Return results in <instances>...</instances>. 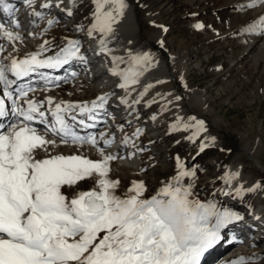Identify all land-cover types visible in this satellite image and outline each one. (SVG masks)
Here are the masks:
<instances>
[{"label": "snow or ice", "instance_id": "6c2138e0", "mask_svg": "<svg viewBox=\"0 0 264 264\" xmlns=\"http://www.w3.org/2000/svg\"><path fill=\"white\" fill-rule=\"evenodd\" d=\"M93 2L95 22L88 35L99 32L107 37L113 33V25L119 22L127 5L125 0ZM259 5H264V0H250L246 7ZM0 8L11 11L5 0H0ZM48 23L51 26L54 22ZM258 28V34L264 35V18L246 31L255 34ZM0 39L11 42L21 37L0 23ZM3 51L0 45V53ZM101 51H108L103 40ZM41 53L22 60L11 59L7 65L0 62V83L6 89L14 83L7 73L19 79L38 68H58L74 59L84 60L79 42L72 40L53 58L41 60L38 58ZM129 55L128 70H112L122 80L119 87L125 89L138 83V77L151 63L148 54ZM113 62L116 63V58ZM30 91L33 89H20L19 96L25 98ZM4 95L15 105L17 121L6 131H0V264H201L205 253L221 241L222 229L240 219L227 210H218L215 204L189 199L190 187L180 185V178L194 173L185 172L179 158L180 172L175 183L170 182L156 196L144 199L146 189L142 182L134 181L124 198L115 194L119 181L107 179L108 164L114 156H104L98 162L79 155L40 157V151L47 153L49 146H56L55 138L65 145L97 146L94 136L78 135L65 114L76 109L81 114L91 112L102 106L106 97L99 98V105L93 102L91 108L57 103L52 111L54 120L49 124L38 102L28 99L24 108L11 92L5 91ZM47 103L53 105L54 101L49 98ZM6 115L5 100L0 99V117ZM33 124L43 125V134ZM188 127L183 126L185 130ZM196 127L198 132L205 130L203 121H196ZM49 134L54 138L47 139ZM136 134H140L139 130ZM110 144V140H105L106 146ZM204 147L202 144L201 151ZM94 175L97 182L92 190L74 192L71 199L63 191L74 190L77 184ZM238 175L232 174L227 182ZM259 187L257 184L249 191ZM242 191L241 186L237 195ZM231 264H248V261L240 257Z\"/></svg>", "mask_w": 264, "mask_h": 264}, {"label": "rangeland", "instance_id": "374dc122", "mask_svg": "<svg viewBox=\"0 0 264 264\" xmlns=\"http://www.w3.org/2000/svg\"><path fill=\"white\" fill-rule=\"evenodd\" d=\"M75 1L77 0H71ZM132 1L136 3L138 18L142 24L141 32L138 34L139 45L151 37L158 39L159 42L153 40L155 44L147 45L146 49L158 52L164 61L168 60L167 62L171 53L177 55L183 60L180 70H186L185 85L181 79L171 76L176 79V84L171 78H167V88L164 86L161 90H154L151 98L169 94L172 86L186 93L193 91L212 109V113L204 112L199 104L190 107L184 102H177L174 97L170 100L172 103L175 102L174 106L163 107L154 101L153 108L148 113L154 111L157 115L158 130H153L151 135L150 126L144 124L146 130L138 135V141L131 140L136 149H140L145 143L150 144L141 156L143 168L136 177L146 180L147 193L143 198L156 196L164 184L175 183L180 171L175 170L174 164L175 159L179 157L183 161V169L187 168L189 173H193L192 170L195 173V178L193 175L180 178V185L190 187L189 199L203 204H215L220 211L231 210L235 216L240 217L232 222L241 224L243 216L248 215L247 212L250 210L256 211L258 207L257 196L248 192L249 186L255 188L258 184L260 186L256 188L258 192H264V172L252 163L244 151L246 145L249 146L264 166V35L253 34L251 37L246 32L247 28L257 25L264 18V10L249 13L245 11L243 0ZM65 2V0L61 2V5ZM80 3L82 5L74 11L75 27H72V32L68 31L75 37H81V33H84L94 15V5L90 0H80ZM35 9H38L37 5ZM53 15L54 11L44 16L46 19L40 22L41 28H47L48 21L52 20ZM197 25L202 27L197 28ZM64 28L61 26L55 33L54 26L49 27L46 29L48 34L43 40L53 39L55 46L63 48L60 38L61 34L67 31ZM40 35H43L42 32ZM57 50L49 48L45 54L51 55ZM75 90L74 87H69L61 96L87 99L98 93L91 84H84L79 90ZM159 94L160 96H157ZM133 96L134 93L124 94L128 105L129 99ZM192 117H195V120H192ZM197 118L203 121L204 131L198 132ZM185 124L190 125L187 130L183 128ZM128 128L123 130L124 133L127 131L125 138L132 137V127ZM211 137H215V145H208ZM202 144L205 145L203 151ZM66 151L70 152L69 156L79 155L87 159L91 156L87 148L82 146H75ZM159 157L166 164L161 162ZM91 159L98 162L100 158L93 155ZM231 162L242 166L244 180L241 186L244 188L240 195L235 193L236 196L229 200L230 203L227 205L221 202V192L226 193L227 190L225 175L217 176L216 173L218 169L229 166ZM163 165H168L169 169L162 170ZM113 177L120 180L117 175ZM134 181L135 178L131 177L122 180L115 189L116 194L125 197ZM93 185L91 177L87 182L84 180L77 184L74 190L65 188L63 191L71 199L74 192L89 191ZM261 202L264 205V201ZM232 222L227 227L232 226ZM257 227L263 229L264 221ZM253 228L249 233L255 232L256 227ZM100 235L103 236V233ZM247 257L245 259L248 264L263 262H259L261 254L255 258Z\"/></svg>", "mask_w": 264, "mask_h": 264}, {"label": "bare ground", "instance_id": "6f19581e", "mask_svg": "<svg viewBox=\"0 0 264 264\" xmlns=\"http://www.w3.org/2000/svg\"><path fill=\"white\" fill-rule=\"evenodd\" d=\"M90 1H91V4L94 5V13H95V11H96L95 3L93 2V0H90ZM58 2L59 1L57 0L56 4ZM249 2H250V0H243V2H242V4H244V8H246L245 11H249V13H250V12H258V11L260 12V10H264V5H259L255 8L246 7L249 4ZM84 3H86V2H84ZM27 4L29 5V8L32 10V12L30 15H27L26 19H24V26H25V28L27 27V32L30 33L31 36H29L27 38L26 44H24V45H23L24 41L21 39L20 40H14L11 42L8 41L7 39H0V45H3V48H4V51L2 53H0V62H3L5 65L9 64L11 59L22 60L31 54L41 53L42 47H43V52L38 57L39 59L45 60V59L55 57L61 51L62 48L60 49L59 47L55 46V40H53V39L47 40L46 44H45V41L43 40V39H45L46 34H48V32H46L47 31L46 29H48L49 27H52V26H54L55 30H53V31H55V33H57V29H59L61 26L65 27L64 30H67V31H65V34H63V33L61 34L62 36L60 38L61 39L60 43H61V46H63V48L67 45V42L69 40L78 41L80 44L81 39L82 40L86 39V37L83 35V33H81V37L80 36L75 37V36H72L71 33L68 32V31L72 32V27H75V22L73 21V18L75 16L74 11L80 5H82L80 3V0H77L75 2H71V0H70L69 3H67V2L63 3V6L60 7V9L62 8L61 12L59 14H57V16H55V17L52 16V20L54 23L51 26L48 25L47 28H41V25H40L41 21H39V20L41 18H43L44 16H46L47 13H50L52 11L53 7L55 6V4H53L51 6V8L46 10V11L39 10V9L36 10L35 9V6L37 5L36 2L31 3L30 1H28ZM125 4L127 5V7L124 10L123 16L119 17L118 18L119 22L113 25V29H114L113 33L107 37H104L99 32H93L92 36H95V37L98 36V38L96 37L97 39H95L94 43H92L88 46L87 50H80V55L83 56L84 58L86 56L93 57V55L98 54L100 61L105 62V64L104 63L100 64V68L102 70L106 69L105 74L100 75V76L95 77L94 79L90 80L89 77H90V75H92L91 70L84 72L83 70L78 69L77 68L78 65L76 64L75 61L73 62V60L70 61L69 64L63 65L62 67L37 69V71H35V73L30 75V77H29L31 83L37 81V83L39 84V87H38L39 91L36 92L34 95H32L31 100L36 101L38 103H40L42 100H44V102L41 105H43V104L48 105V103H46V102L50 98L52 101H54L53 105H50V107L55 108V104L59 103L58 100L65 99V98H61L60 96L62 95V93L64 91L68 90L69 87L72 86L76 90H79L81 88V86H83L84 84H86V85L91 84L92 85V83H95L97 80L101 79L104 76H105V79L107 81L116 80L117 81L116 84L119 87V85L122 83V80H121L120 76L113 75L112 70L114 68H117L119 71L128 70L130 67V55L129 54H131L133 56L148 54L151 58V63L149 64L148 68L143 71L142 75H140L138 77V83L130 85L124 91L121 90L122 89L121 87H119L121 89H117V91H115V93H116L115 99H118L117 103L121 104L122 106L124 105V108L128 107V109H129V111H126L124 114H126L127 112H133L132 116H130V115L129 116L128 115L123 116L124 114L120 115L119 122H117V120L115 119V121H116V125H115L116 126V133L114 135L115 140L121 134H124L123 130L128 128L129 126H131L132 123H134V122L138 123L139 120H140V123H144L143 122L144 117L145 116L147 117L148 115H150V116L154 115L155 117H157V115L155 114L154 111L148 113V111L151 108H153L152 105H153L154 101L159 102V104L161 106L165 107V106L173 105L175 103V102H173V103L170 102L171 98L174 97V99L179 103L184 102L185 104H187L190 107H191V105H198L199 104L200 105L199 107H201L204 110V112L212 113V109L209 108L208 105H206L207 103H205L203 101V98L201 96H198L193 91L186 93L185 91H180V89H178V88L176 89L175 87L171 86L170 91H168L169 94L167 93V95L165 94V96L162 95L163 97H160V98H156V97L151 98L154 90H156V89L161 90L164 86L166 87V85H167L166 80H167V78H171V76H173L174 78L181 79L185 85L186 84L185 83L186 82V72H185L186 70L185 71H183L184 69L182 71L180 70L181 65L183 66V64H182L183 60L180 57H178L177 55H172V53H171V55H169V58L167 55V58L169 59V62H167L168 60L164 61L160 57L161 55H159L158 52L156 53L150 49H146L147 45L155 44L154 41L156 42V41H158V39H156V38L153 39L154 37H151L150 39H145V41H143L142 44L139 45L140 37L138 36V34L141 32V25L142 24L138 18L136 3L133 2L132 0H125ZM69 12H71V15L68 14ZM35 13H39V15H35ZM68 18L70 20H68ZM62 19H64V21L66 23L64 21H62ZM6 20L7 19H4L2 22H3V24L7 25V26L4 25L5 28L7 30H10L9 26H8L9 24L6 23ZM94 22L95 21H94V15H93V18L90 21V24L87 26L85 32L86 31L88 32V30L92 27ZM259 24H260V22L257 25H259ZM10 31H13V30L11 29ZM259 31H260V29L258 28L257 33H255V34H258ZM41 32L43 35H40ZM246 32L249 33L248 31H246ZM249 34L252 37V35L254 33H249ZM101 40L104 41V44H105L106 49L108 51H106V52L101 51ZM35 48H36V50H35ZM49 48H55V50H57V49H59V50L54 51V53L52 55L48 56L45 54V51H46V49H49ZM79 48H80V46H79ZM114 58H116L115 64L113 62ZM79 61L80 60H78V62ZM97 67H98V65H96L94 68H97ZM179 71H181V72H179ZM7 75H8V79L12 80L11 78H13V76L11 75V73H7ZM84 77H87L88 80H85ZM32 78H34V79H32ZM174 78H171V79L176 84L177 81ZM75 80L77 82L80 80V83H82L81 86L72 84V82H74ZM42 86H45V87L41 88ZM58 86H61L60 91H57V89L59 88ZM0 87H2V89H3V88H5V85L0 83ZM42 89H43V92H42ZM5 91H7V90H4V92ZM73 91H74V89H73ZM101 92H102V90L99 89V93H101ZM128 92L131 94L134 93V95H135L131 98L129 97L130 98L129 99V102H130L129 105L127 103H122V101H125V99L123 97L124 94L125 93L127 94ZM138 93H140L139 96H138ZM157 96H160V94ZM77 100H79V99H77ZM146 100H147V102H144ZM116 109H119V108H116ZM164 109H166V108H164ZM151 114H153V115H151ZM157 120L158 119L155 118L153 123L147 124V125H150V126L152 125L153 130L157 131L158 128L156 127V124L159 123V121L157 122ZM196 121H200V119L197 118ZM12 124H13V121H11L9 123L8 128ZM43 127L44 126L39 127V129L41 130V134H43ZM142 128H143V126H142ZM6 130H4V131H6ZM145 130H146V127H145ZM100 131L101 130L97 129L95 131V134H94V137L96 138V140L98 137L100 138L97 141V146L93 147L87 143L82 145V147L87 148L89 154L91 155L90 158H88V159L92 161L91 157L93 155L94 156L97 155L100 158L99 161H102L104 156H108V155L114 156L117 158V160L113 159V160L109 161V164H108L109 172H108L107 179H109L111 181H119V184H120V182H122V180H126V178L131 177V178H135L136 182H142L145 186V183H146L145 179L136 178V177H138L137 174L140 173L141 169L143 168L142 158L140 159L141 162H139L138 157H136L134 159L129 158L127 156V154L123 153V147L121 150L122 154H120V156H117L116 150L112 147V145L115 143V140H113L111 138L104 137L103 140L101 141L102 132H100ZM46 138L47 139H53L54 137H52L51 135H48ZM213 138H215V137L210 138L208 145H215L216 140L214 139V142H213ZM105 140H110L112 142L110 145L106 146ZM75 146H81V145H72L70 143L65 145V144H61L60 142L59 143L57 142L55 147L49 146V152L45 153L43 151H40L39 155L41 158H47L50 155L51 156H55V155L69 156L70 152H68L69 150L68 151H66V150L72 149V147H75ZM111 148H113L114 150H112ZM244 151H245V153L248 154V156L252 160V163L258 169H260L262 172H264V166L261 165L260 161L256 157L255 151L247 145H246ZM156 154L157 153H155V155ZM177 158H179V157H177ZM177 158L175 159L174 166H175V170L180 171V169L178 168V165H177ZM158 159L161 162L166 164V162H164V160H161L160 157ZM179 161L182 164L183 161L180 158H179ZM94 162H96V161H94ZM217 165L220 166V164H217ZM161 169L167 170V169H169V166L163 165V166H161ZM183 170L185 172H187V168L183 169ZM242 171H243L242 166L239 164H235L233 162H231L229 164V166L222 167V168L217 170V173H216L217 176L222 175V174L225 175V188H227L225 194H227L228 192H230L232 190H234V191L236 190L235 192L233 191L234 193L231 194V197H235L237 195V194L235 195V193H237V189H240L241 182H242V180H244L243 179L244 174ZM234 173H238L239 174L238 177L235 179H232L230 181V183L227 182L228 178ZM115 175H117L120 180H118V179L115 180V178L113 177ZM92 179L94 181V185L92 186V188L90 190H92L93 188L96 187V182H97V178L95 175L92 177ZM87 180L88 179H86V182H87ZM249 182H251V181H249ZM165 185L166 184H164L162 186L164 187ZM163 187H160L159 189L161 190ZM253 188H254L253 186L252 187L249 186L248 190L253 189ZM145 189H146V186H145ZM79 192H86V191L82 190ZM248 192L254 193L257 196L258 207H257L255 213L252 215L253 225L252 224L242 225V228H243L244 232L249 233L250 231H252L251 228L256 227V229H257L256 232L260 231L262 233L263 231L260 230V228H257V225L258 224L262 225V221H264V205H263V202H261V200L264 201V192L260 193V192H258L257 189L255 191H248ZM146 193L147 192L145 191L143 197L146 196ZM115 194H116V191H115ZM117 196H119V195H117ZM119 197L124 198L122 196H119ZM206 204H209V203H206ZM247 214H248V212H247ZM244 216H246V215H244ZM244 216H243V219H244ZM251 225H252V227H251ZM249 234H252V233H249ZM225 239H223V241ZM220 243H221V241L217 245H215L214 247L220 245ZM263 243H264V237L262 239H258L256 241L255 246L257 247L256 249H258L259 254H257L256 256H251V257L255 258V257H259L261 254V260L259 262H262V261L263 262L258 263V264H264ZM228 251H229V247L222 246V244H221V246L218 248V250L211 252L210 256L207 257V259H205V255H204L203 258L201 259V262L203 263L206 261L205 264H209L210 260H212V259H213V261H217L220 258H222ZM248 256L250 257V255H248ZM224 264H231V261L224 263Z\"/></svg>", "mask_w": 264, "mask_h": 264}]
</instances>
